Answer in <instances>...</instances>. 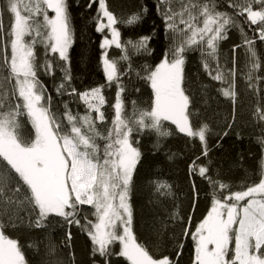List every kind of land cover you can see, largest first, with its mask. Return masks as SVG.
Here are the masks:
<instances>
[{"label": "snow or ice", "instance_id": "obj_1", "mask_svg": "<svg viewBox=\"0 0 264 264\" xmlns=\"http://www.w3.org/2000/svg\"><path fill=\"white\" fill-rule=\"evenodd\" d=\"M97 4L91 19L101 34L105 80L81 91L71 67L75 28L69 0H0V264H32L28 250L38 254L45 240L41 264H77L73 226L90 241L91 264H112L113 257L127 264H180L183 240L175 238L177 251L164 255L133 227L141 138L154 135L153 148L160 151L163 141L177 134L200 142L188 174L203 178L209 188L206 214L194 230L187 217L181 232L193 243L189 264H264V50L256 44L257 39L264 43V0H155L167 47L158 63L139 66L134 59L152 54V36L125 39L121 28L141 22L147 6L119 14L109 0H90L86 6ZM233 30L240 43L221 62V42ZM113 48L119 55L110 54ZM237 49H243L240 67ZM193 53H199L203 72L220 83L216 91L231 103L223 135L234 129L238 103L243 104L238 76L247 85L245 93L255 97L251 119L259 126V171L239 184L213 173L207 159L211 129L199 120L185 71ZM133 75L150 87L148 101L129 100ZM42 76L52 78L55 97ZM210 88L201 83V96L206 98ZM113 90L114 96L106 95ZM236 135L241 137L239 131ZM165 154L168 160L178 155ZM189 184L194 209L199 188L194 180ZM148 187L150 203L173 202L167 220L158 221L161 228L184 224L175 185L166 174L149 179ZM56 225L65 229L60 246L68 252L66 259H51L60 247L49 231ZM22 227L45 235L26 245L14 235Z\"/></svg>", "mask_w": 264, "mask_h": 264}, {"label": "trees", "instance_id": "obj_2", "mask_svg": "<svg viewBox=\"0 0 264 264\" xmlns=\"http://www.w3.org/2000/svg\"><path fill=\"white\" fill-rule=\"evenodd\" d=\"M90 0H69L72 5L71 13L73 17V25L75 28V37L72 48L70 49L71 67L74 76L75 86L83 91L89 86L103 83L105 78L102 72L99 47L101 34L95 31V25L92 17L96 14L95 5L92 9L87 8ZM116 12L131 13L138 10L141 6H147V14L142 21L135 26L122 27V38H136L141 35H151L150 47L153 49L151 55H140L134 59V63L139 66L145 63L154 65L163 57L167 47V41L164 37L163 22L157 14L155 0H109ZM51 14V13H50ZM7 22V18H5ZM249 35L253 33L249 32ZM240 43L238 32L230 31L228 39L221 42V50L223 57L231 56V49L234 44ZM257 47L264 50V43L258 39ZM111 55H119L116 49H110ZM238 67L244 63L243 49H237ZM231 67V65H229ZM186 75L189 78L192 93L194 95L195 108L199 113V120L209 125L211 133L208 136V146L210 149L207 159L212 161V172L221 173V179L233 184H239L244 180L245 176H253L259 171V160L261 157V147L256 142V136L259 134V126L253 124L251 119L252 106L255 103V97L251 91L245 93L247 85L238 76L237 90L240 93L239 99L243 104L237 106L236 125L234 129L229 130L228 135H223L225 129V120H231L232 107L228 99L220 95L216 88L220 87V83L211 81L206 73L203 72L199 63V53H193L188 57L185 67ZM42 80L55 97L52 87L53 81L51 77L42 76ZM125 79V83H128ZM129 88V100L137 99L148 101L151 95L150 87L143 81H137L133 75ZM210 84L207 97L201 96L200 84ZM264 87V85H262ZM139 88V93L134 89ZM264 94V93H262ZM109 97L114 96V90L106 93ZM205 99L207 103H205ZM76 108L77 105H72ZM83 111V108H80ZM170 124V122H168ZM174 129V125L171 126ZM241 133V137L237 138L236 132ZM154 135H144L141 138L142 151L144 153L142 162L138 165V174L136 177V194L133 198L134 204V221L133 227L137 236L146 242L153 251L164 255H171L177 251L176 244L179 242L175 238H179L184 242L183 254L180 257V264H189L192 255L193 243L190 237L181 235L182 229L187 226V217L191 216V227L194 226L206 214L209 207L207 193L209 188L207 181L198 175L189 177L188 168L192 160L200 155L201 145L198 139L188 138L185 134H177L168 137L163 141L165 148L156 151L153 148L155 142ZM177 153L174 160H168L166 152ZM203 162H207L202 158ZM158 173L166 174L175 185L177 199L175 204L179 206L185 223L169 222L167 230L161 228L159 220H167V212L173 210V202L169 200L165 207H157L150 203L151 196L148 187L149 179L154 178ZM194 180L199 188V198L196 200V207L192 208V190L189 180ZM86 208L89 206H85ZM54 242L60 246V242L65 235V229L56 225L49 230ZM73 234V251L75 253L77 264H91L90 262V241L86 235L81 233L75 226L71 228ZM22 242L26 245L34 240L42 239L45 233L39 230L29 231L26 228H18L14 232ZM39 244V253L35 249H29L28 255L32 264H41L45 259V244ZM118 251V248H117ZM67 250L62 246L57 248L56 258H67ZM112 264H127L121 257H113Z\"/></svg>", "mask_w": 264, "mask_h": 264}]
</instances>
